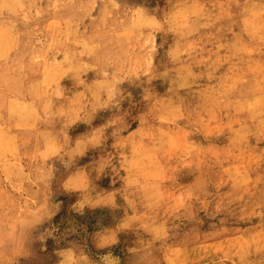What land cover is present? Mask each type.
Here are the masks:
<instances>
[{"label": "clouds", "instance_id": "obj_1", "mask_svg": "<svg viewBox=\"0 0 264 264\" xmlns=\"http://www.w3.org/2000/svg\"><path fill=\"white\" fill-rule=\"evenodd\" d=\"M221 16L239 31L195 71ZM61 195L110 222L65 236ZM103 259L264 264V0H0V264Z\"/></svg>", "mask_w": 264, "mask_h": 264}, {"label": "rangeland", "instance_id": "obj_2", "mask_svg": "<svg viewBox=\"0 0 264 264\" xmlns=\"http://www.w3.org/2000/svg\"><path fill=\"white\" fill-rule=\"evenodd\" d=\"M136 4H143L144 6L148 7L149 9H153L158 5L163 7V0H133ZM235 31H239L238 24L234 23L232 20L226 19L225 17L221 16L217 23L214 24L212 27L203 30L201 33L198 34V38L202 42V47L198 50V53L194 54V57L198 61H202L203 63L200 64L199 68L194 69L195 71H199L205 68V65L208 62L209 57H214L217 52L223 53V48L225 42L230 38L231 34ZM161 43L157 38L153 37L152 39H145L144 46L145 48L151 47L152 50H155L157 46ZM49 76L48 74L45 75L44 83H48ZM66 84L70 85V82L65 81ZM156 86L159 91L164 92L166 85L162 82H156ZM134 95L139 98V90H133ZM12 101V102H11ZM9 101L11 109L26 111L28 108L27 102L23 99H13ZM11 102V103H10ZM15 105H14V103ZM14 105V107H13ZM17 107V108H16ZM254 105H250V108H253ZM100 121L98 120L97 123ZM222 130V129H221ZM85 131V126L81 125L72 131V135L75 137L80 132ZM209 131H215V129H209ZM196 139L200 140L203 143L206 141L203 140V137H195ZM223 140V138H221ZM88 158L81 163H87ZM58 167H61L59 163L57 164ZM61 171L63 169L61 168ZM190 177L185 173L182 174V180H188ZM100 187L108 190H112L111 179L110 177L103 179L99 182ZM119 187V184L116 185ZM59 200L63 201L62 210L57 215L54 220V223L61 229V232L68 237L78 238L82 242L87 243V234L83 231V227L87 226L88 230L95 229L97 227V221L102 220L103 223L107 224L111 220V216L113 215L108 209L103 210H96L94 212L89 211L85 216L80 217L70 211L71 204L75 202V196H68V195H61L58 197ZM116 215H122V213H116ZM117 255H120L119 250H114ZM91 255L93 258H98L102 255V252H98L96 249H90ZM100 264H114L113 260L111 259H103L101 260Z\"/></svg>", "mask_w": 264, "mask_h": 264}, {"label": "bare ground", "instance_id": "obj_3", "mask_svg": "<svg viewBox=\"0 0 264 264\" xmlns=\"http://www.w3.org/2000/svg\"><path fill=\"white\" fill-rule=\"evenodd\" d=\"M11 102H12V101H11ZM11 102H10V103H11ZM13 103H14V102H13ZM14 105H15V103H14ZM14 105H13V107H14ZM15 106H16V105H15ZM11 108H12V107H11ZM16 108H17V107H16ZM13 110H15V109H13Z\"/></svg>", "mask_w": 264, "mask_h": 264}]
</instances>
